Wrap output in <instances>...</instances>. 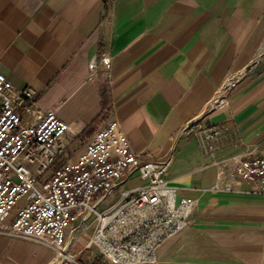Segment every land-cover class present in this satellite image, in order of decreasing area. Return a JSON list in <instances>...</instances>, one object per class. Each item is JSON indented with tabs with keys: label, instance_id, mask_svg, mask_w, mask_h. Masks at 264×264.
<instances>
[{
	"label": "crops",
	"instance_id": "1",
	"mask_svg": "<svg viewBox=\"0 0 264 264\" xmlns=\"http://www.w3.org/2000/svg\"><path fill=\"white\" fill-rule=\"evenodd\" d=\"M102 53L110 66L90 76ZM0 71L69 123V158L110 118L142 161L172 157L165 176L195 208L157 264H263L264 195L225 181L240 158L264 152V0H0ZM239 72L227 103L212 107ZM210 127V138L197 134ZM142 182L134 174L125 185ZM24 204L0 220V264L53 255L43 241L4 232ZM73 226L81 250L95 225Z\"/></svg>",
	"mask_w": 264,
	"mask_h": 264
},
{
	"label": "built area",
	"instance_id": "2",
	"mask_svg": "<svg viewBox=\"0 0 264 264\" xmlns=\"http://www.w3.org/2000/svg\"><path fill=\"white\" fill-rule=\"evenodd\" d=\"M102 53L89 62L90 76L110 66ZM232 74L211 101L227 103L242 78ZM69 123L54 110L42 111L32 88L17 89L0 71V220L27 196L4 232L51 245L47 264H157L158 250L193 222L195 200L178 194L166 178L172 157L142 161L120 121L110 118L77 159L67 156ZM203 139L215 127L197 130ZM137 174L142 183L126 187ZM221 168L219 177L223 178ZM251 182L264 195V152L245 155L227 172L232 182ZM95 220L89 242L73 251V223ZM264 264V258H263Z\"/></svg>",
	"mask_w": 264,
	"mask_h": 264
},
{
	"label": "rangeland",
	"instance_id": "3",
	"mask_svg": "<svg viewBox=\"0 0 264 264\" xmlns=\"http://www.w3.org/2000/svg\"><path fill=\"white\" fill-rule=\"evenodd\" d=\"M68 156V155H67ZM127 187H129L130 186V183H128L127 185H126ZM26 199H27V196H25L24 198H22L19 202H18V204L15 206V208H18L21 204H23V203H25L26 202ZM90 225H95V220L94 219H91L90 221H89V226ZM80 244V243H79ZM78 246H80V245H78ZM78 246H76L74 249H73V251H76V250H78L79 249V247Z\"/></svg>",
	"mask_w": 264,
	"mask_h": 264
}]
</instances>
